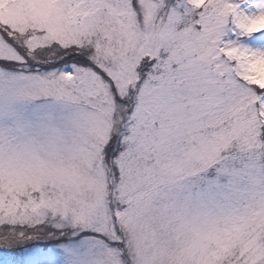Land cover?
Segmentation results:
<instances>
[{
	"label": "snow or ice",
	"instance_id": "obj_1",
	"mask_svg": "<svg viewBox=\"0 0 264 264\" xmlns=\"http://www.w3.org/2000/svg\"><path fill=\"white\" fill-rule=\"evenodd\" d=\"M0 264H264V0H0Z\"/></svg>",
	"mask_w": 264,
	"mask_h": 264
}]
</instances>
